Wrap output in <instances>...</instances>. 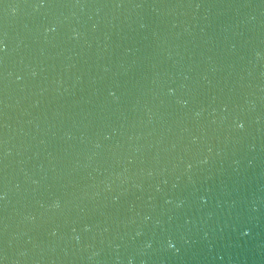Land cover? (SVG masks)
I'll return each mask as SVG.
<instances>
[{"label":"water","instance_id":"95a60500","mask_svg":"<svg viewBox=\"0 0 264 264\" xmlns=\"http://www.w3.org/2000/svg\"><path fill=\"white\" fill-rule=\"evenodd\" d=\"M0 264H264V0H0Z\"/></svg>","mask_w":264,"mask_h":264},{"label":"clouds","instance_id":"9594fccd","mask_svg":"<svg viewBox=\"0 0 264 264\" xmlns=\"http://www.w3.org/2000/svg\"><path fill=\"white\" fill-rule=\"evenodd\" d=\"M237 127H240V125H237ZM168 247L171 248L172 247V244L169 243Z\"/></svg>","mask_w":264,"mask_h":264}]
</instances>
